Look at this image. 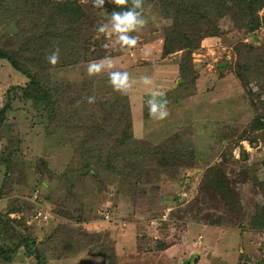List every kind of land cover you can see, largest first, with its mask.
<instances>
[{"label": "rangeland", "instance_id": "rangeland-1", "mask_svg": "<svg viewBox=\"0 0 264 264\" xmlns=\"http://www.w3.org/2000/svg\"><path fill=\"white\" fill-rule=\"evenodd\" d=\"M78 1L85 14L78 35L91 42V54L88 61L53 69L50 83L73 82L68 95L89 84L106 129L137 147L174 144L185 155L172 165L167 152L161 161L145 155L136 175H108L104 191L92 193L95 205L81 207L80 214L78 206H70L69 215L61 214L48 198L60 202L59 175L71 161L72 137L60 124L51 127L45 110L16 97L9 101L14 94L8 90L26 80L0 60V110L10 105L0 124V212L16 201L17 212L10 216L28 218L27 232L35 240L31 248L41 254V259L26 258L20 251L11 264H264V229L250 227L264 201L253 188L264 179L263 24L250 32L235 27L229 16L213 21L214 26L190 22L189 38L199 40L191 51L196 92L167 105L170 115L157 121L148 114L150 90L139 78L150 76L161 100L180 82L183 51L162 54L164 29L172 19L156 4L148 6V24L132 33L138 44L126 50L97 31L107 14L121 9L105 0L107 14H101L92 0ZM9 22L0 25V37L19 32L18 24ZM105 56L111 57L114 71H127L136 81L127 95L113 90L107 71L88 75V62ZM256 60L263 64L257 66ZM246 61L255 78L244 87L236 71ZM212 167L224 180L222 194L209 185L206 172ZM245 167L250 172L244 174ZM93 184L90 177L85 191ZM25 204L32 206L30 211L22 209ZM38 212L47 219H35ZM79 216L80 221L73 219Z\"/></svg>", "mask_w": 264, "mask_h": 264}, {"label": "trees", "instance_id": "trees-1", "mask_svg": "<svg viewBox=\"0 0 264 264\" xmlns=\"http://www.w3.org/2000/svg\"><path fill=\"white\" fill-rule=\"evenodd\" d=\"M151 4L159 6L161 12L172 19V25L164 29L162 54L183 51L179 64L180 82L165 98L169 106L187 99L196 92L191 51L199 46V40L189 38V32L192 31L188 25L190 22L211 25L213 21L229 16L235 27L248 29L250 32L259 24L264 26V0H146V9ZM260 10H263L261 17L258 15ZM84 17L78 0H0V25L12 20L19 27V32L0 37V60L9 64L14 73L26 80L24 85L13 86L8 90L14 94L12 98L9 96V101L16 97L29 102L35 109L45 110L48 124L51 127H55L56 123L60 124L72 137L71 161L59 175L62 180L60 195L63 197L61 196L59 203L56 196L48 198L61 208V214L66 215H69L70 206H78L75 212L79 209L80 214L81 207L95 205L92 193L96 190L100 193L104 191L106 184H109L105 181L108 175L123 176L125 171L129 175H136V170L140 171L144 167H141L140 160L144 159L145 155L161 161L164 159L162 155L167 152L168 165H172L173 160L184 158L185 155L174 144L153 148L137 147L134 141L120 132L106 129L102 116L97 111V103L89 104L85 99L91 96L89 89L92 87L89 84L81 85V90L74 88L68 95L73 82L50 83V72L53 69L88 61L91 42L78 35V26ZM213 23L214 26L215 22ZM57 47L60 49V61L53 66L47 62L46 56ZM243 47L248 49L251 46ZM78 50L82 55L76 56ZM255 63L259 67L263 64L258 60ZM251 68V62L247 61L237 68L236 76L244 87L255 78L250 72ZM59 94L63 104L56 99ZM57 102H60V105H57ZM9 106L8 103L0 110V124ZM259 121L260 119L256 120L257 123ZM7 164L10 166L9 160ZM245 170L244 174L250 172L246 167ZM218 174V167H212L206 172L209 180L212 179L209 185L222 194L226 186H223L224 180L222 176L220 178L221 174ZM90 177L94 178L96 186H88V193L85 188ZM253 188L264 200V179ZM2 195L4 190L0 191V196ZM31 207L30 204H25L22 209L30 211ZM15 209L16 201L12 199L7 210L0 212V264L13 263L20 251H23V257L35 255L37 259H41L37 248H31L35 245V240L27 232L28 218H24V214L16 218L10 216L17 212ZM17 210L21 212L19 208ZM255 210L256 217L251 219L250 227L264 229V201L263 206H258ZM34 213L35 210L32 211L31 217ZM80 217L73 219L80 221ZM39 262L44 264V260Z\"/></svg>", "mask_w": 264, "mask_h": 264}, {"label": "clouds", "instance_id": "clouds-1", "mask_svg": "<svg viewBox=\"0 0 264 264\" xmlns=\"http://www.w3.org/2000/svg\"><path fill=\"white\" fill-rule=\"evenodd\" d=\"M111 3L123 9L113 11L110 15L104 11L105 0H92V6L99 9L101 14H107L108 20L97 27V31L106 39H114L121 49L130 50L138 44V39L132 33L141 32L148 24L145 16L146 0H110ZM107 47V45H106ZM46 60L50 65H56L60 61V49L57 47L51 51ZM115 65L110 56H105L100 61H90L86 71L89 76H97L107 71L109 83L113 90L121 95H127L136 82L127 71H114ZM139 80L149 88L150 99L146 101L148 114L157 121H163L170 115L167 101L161 100L162 93L155 82L148 75L141 76ZM87 103L94 104L95 96L85 97Z\"/></svg>", "mask_w": 264, "mask_h": 264}, {"label": "built area", "instance_id": "built-area-1", "mask_svg": "<svg viewBox=\"0 0 264 264\" xmlns=\"http://www.w3.org/2000/svg\"><path fill=\"white\" fill-rule=\"evenodd\" d=\"M39 218L46 220L47 219V215L44 214V213L38 212L35 215V219H39Z\"/></svg>", "mask_w": 264, "mask_h": 264}, {"label": "water", "instance_id": "water-1", "mask_svg": "<svg viewBox=\"0 0 264 264\" xmlns=\"http://www.w3.org/2000/svg\"><path fill=\"white\" fill-rule=\"evenodd\" d=\"M197 261V258L194 260V262H196Z\"/></svg>", "mask_w": 264, "mask_h": 264}]
</instances>
